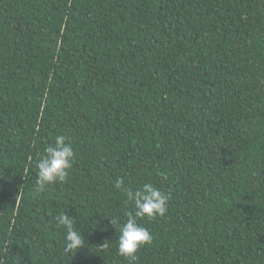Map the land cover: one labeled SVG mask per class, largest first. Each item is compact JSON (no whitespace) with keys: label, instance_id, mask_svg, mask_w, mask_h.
I'll return each mask as SVG.
<instances>
[{"label":"trees","instance_id":"1","mask_svg":"<svg viewBox=\"0 0 264 264\" xmlns=\"http://www.w3.org/2000/svg\"><path fill=\"white\" fill-rule=\"evenodd\" d=\"M58 135L73 167L39 191ZM118 178L169 196L135 260ZM0 264H264V0H0Z\"/></svg>","mask_w":264,"mask_h":264},{"label":"clouds","instance_id":"2","mask_svg":"<svg viewBox=\"0 0 264 264\" xmlns=\"http://www.w3.org/2000/svg\"><path fill=\"white\" fill-rule=\"evenodd\" d=\"M74 149L67 137L58 135L54 142L44 150L36 168L38 169L36 186L39 191H44L49 185L63 183L69 177V172L74 163ZM115 188L123 191L127 202L134 205V212L127 214L126 222L119 219H109L114 228L119 232L117 241L118 254L128 260H135L139 249L152 243V235L147 228L142 227L138 219L148 218L154 220L164 217L168 210L169 196L160 191L153 183H144L139 189L132 190L124 186L123 179H117ZM57 225L65 231V251L78 252L84 247L86 241L78 230L76 222L67 212H62L56 217ZM108 242V241H107ZM101 249L110 247L106 241L99 246Z\"/></svg>","mask_w":264,"mask_h":264}]
</instances>
